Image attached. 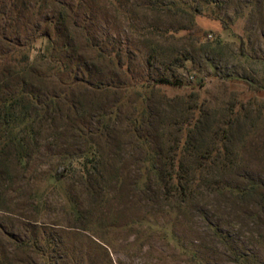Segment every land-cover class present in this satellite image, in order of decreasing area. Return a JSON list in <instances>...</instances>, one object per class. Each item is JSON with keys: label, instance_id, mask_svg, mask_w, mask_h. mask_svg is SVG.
I'll list each match as a JSON object with an SVG mask.
<instances>
[{"label": "rangeland", "instance_id": "1", "mask_svg": "<svg viewBox=\"0 0 264 264\" xmlns=\"http://www.w3.org/2000/svg\"><path fill=\"white\" fill-rule=\"evenodd\" d=\"M28 40L26 85L0 70V264H264V0H0V54ZM199 103L241 136L178 209L140 170Z\"/></svg>", "mask_w": 264, "mask_h": 264}, {"label": "trees", "instance_id": "2", "mask_svg": "<svg viewBox=\"0 0 264 264\" xmlns=\"http://www.w3.org/2000/svg\"><path fill=\"white\" fill-rule=\"evenodd\" d=\"M2 15H4V13H2ZM44 38L45 41L43 40L42 47L45 51H48L54 41L48 34H46ZM244 45V39L239 36V51L241 54L245 53ZM32 48L33 44L28 40L20 46H15L9 54L5 56L0 54V70L2 72L10 71L11 73L14 69L16 75L21 73L23 76L22 82L26 85L27 82L25 79L31 75L29 71L31 67H29L28 52H30ZM16 66H19L18 71L15 70ZM243 81L249 87L257 90L259 89V86L253 85L250 80L244 79ZM171 83L172 82L168 81L166 78H160L152 82L144 83L142 86L146 89H154L159 84ZM22 91L24 92V90H20L19 93L7 94L2 105H4L6 109L13 108L16 101H24L25 97L23 96ZM139 97V101L142 102V104H145L149 99V96ZM26 101L28 104L21 105L25 110L27 108L29 109L31 105L29 100ZM25 110H21L22 119L19 125L25 124L27 116ZM232 111L233 109L230 110V116L227 120L217 124L214 119L215 115L210 118L209 113L203 108L202 103L197 104L193 108L190 118L181 123V135L179 136V139L175 140L176 145L172 148L175 153L172 158L170 157L171 161L161 162V164L158 163L160 160L166 159V155L164 154L165 148L161 145L156 149L147 151L146 156L143 159L145 166L140 170L139 179L143 176L145 178H152L156 185H158V188L164 191V195L175 199L176 203L174 206L176 208L184 209L187 206L186 200L192 198L195 190H197L202 183L214 180V184L217 183L215 182V178L224 176L225 171H227L228 168L226 167L224 160L233 159V157H235V155L232 156L233 151L232 148H230L231 146L228 147L227 145L234 141L235 132L240 133L238 131L233 132V129H239L242 118L237 113L233 114ZM151 113L154 114L150 106H142L139 113H137L133 119L134 126L136 125V128H138L140 125L146 123H149V126H151L154 122V120L153 122L151 121ZM2 126L6 127V124L3 123ZM157 131H159L160 138L157 140H160L162 144L164 141L163 136L166 131V125L163 123ZM209 136L211 141L217 143L216 147L206 146L207 137ZM239 140H241V138H239ZM184 160L187 161L184 163ZM253 189L254 184L249 182L245 187V191H243L248 194V192Z\"/></svg>", "mask_w": 264, "mask_h": 264}]
</instances>
